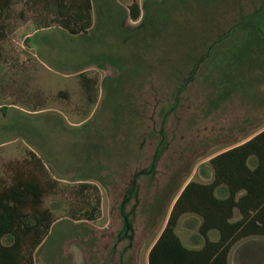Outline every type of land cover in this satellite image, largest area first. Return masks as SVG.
<instances>
[{"label": "rangeland", "instance_id": "obj_1", "mask_svg": "<svg viewBox=\"0 0 264 264\" xmlns=\"http://www.w3.org/2000/svg\"><path fill=\"white\" fill-rule=\"evenodd\" d=\"M198 1L92 0L91 25L76 34L61 24L54 0H14L0 15V187L22 171L34 172L46 188L42 207L52 212V227L34 264H107L113 246L115 252L124 249L127 264H148L149 250L184 186L208 181L214 156L264 129V67L251 66L241 103L222 117L212 116L211 130L202 128L204 147L178 167L148 217L135 222L131 250L120 195L133 174L148 166L153 145L139 148L135 139L141 129L117 125L116 109L127 99V68L144 74L148 66H180L168 38L199 27ZM134 2L142 9L138 19L130 13ZM263 4L232 0L230 16L216 34ZM258 40L248 52L256 62L264 49V40ZM205 98L196 88L187 115L197 113ZM198 227L199 219L189 214L176 232L192 247L200 238ZM229 263L264 264V236L238 241Z\"/></svg>", "mask_w": 264, "mask_h": 264}, {"label": "trees", "instance_id": "obj_2", "mask_svg": "<svg viewBox=\"0 0 264 264\" xmlns=\"http://www.w3.org/2000/svg\"><path fill=\"white\" fill-rule=\"evenodd\" d=\"M13 1L0 0V15ZM54 1L61 24L71 33L90 27L92 0ZM231 1L199 0V27L172 28L178 32L168 38L170 55L180 66H148L144 74V69L127 68V99L116 109L117 125L141 129L135 137L139 148L153 145L148 166L133 174L120 195L119 214L131 250L136 246L131 234L135 222L142 215L148 217L178 167L204 147L202 128L211 130L212 116L222 117L231 105L241 103L242 82L251 66L258 65L248 52L256 39L264 40V4L218 35L215 31L230 16ZM130 13L134 19L141 16L138 2L131 5ZM196 88L206 98L197 113L187 115L186 103ZM211 165L208 181H190L180 192L149 251L148 264H230L229 255L238 241L264 236V129L214 156ZM45 195L40 177L31 171L20 172L11 184L0 187V264H34L36 249L53 223L52 212L42 207ZM189 214L199 219L201 238L192 247L176 232L181 218ZM8 236L12 242L5 243ZM115 251L113 246L107 264H127L124 249Z\"/></svg>", "mask_w": 264, "mask_h": 264}, {"label": "flooded vegetation", "instance_id": "obj_3", "mask_svg": "<svg viewBox=\"0 0 264 264\" xmlns=\"http://www.w3.org/2000/svg\"><path fill=\"white\" fill-rule=\"evenodd\" d=\"M261 56H262V61L258 62V65L256 66H264V52H262Z\"/></svg>", "mask_w": 264, "mask_h": 264}, {"label": "crops", "instance_id": "obj_4", "mask_svg": "<svg viewBox=\"0 0 264 264\" xmlns=\"http://www.w3.org/2000/svg\"><path fill=\"white\" fill-rule=\"evenodd\" d=\"M192 245H194V244H192ZM153 246V245H152ZM151 249V248H150ZM150 251V250H149ZM149 255V254H148Z\"/></svg>", "mask_w": 264, "mask_h": 264}]
</instances>
